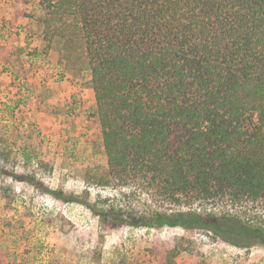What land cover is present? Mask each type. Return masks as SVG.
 I'll return each mask as SVG.
<instances>
[{"label":"trees","instance_id":"1","mask_svg":"<svg viewBox=\"0 0 264 264\" xmlns=\"http://www.w3.org/2000/svg\"><path fill=\"white\" fill-rule=\"evenodd\" d=\"M54 15L84 32L107 184L144 176L174 200H264V0H60ZM142 220L264 245V228L238 219Z\"/></svg>","mask_w":264,"mask_h":264},{"label":"rangeland","instance_id":"2","mask_svg":"<svg viewBox=\"0 0 264 264\" xmlns=\"http://www.w3.org/2000/svg\"><path fill=\"white\" fill-rule=\"evenodd\" d=\"M59 2L0 3V264H264L257 241L139 221L191 212L264 228L263 199L174 200L144 176L107 184L84 32L54 15Z\"/></svg>","mask_w":264,"mask_h":264},{"label":"crops","instance_id":"3","mask_svg":"<svg viewBox=\"0 0 264 264\" xmlns=\"http://www.w3.org/2000/svg\"><path fill=\"white\" fill-rule=\"evenodd\" d=\"M0 3H2V4L11 3V0H9V2H8V0H6V1L5 0L4 1L3 0H0Z\"/></svg>","mask_w":264,"mask_h":264}]
</instances>
